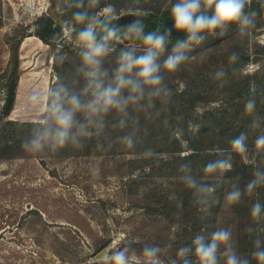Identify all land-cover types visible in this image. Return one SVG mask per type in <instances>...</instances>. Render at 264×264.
Returning a JSON list of instances; mask_svg holds the SVG:
<instances>
[{
    "label": "rangeland",
    "instance_id": "obj_1",
    "mask_svg": "<svg viewBox=\"0 0 264 264\" xmlns=\"http://www.w3.org/2000/svg\"><path fill=\"white\" fill-rule=\"evenodd\" d=\"M87 1L98 8V17L111 13L121 24L140 7L170 14L173 2ZM253 1L258 16L246 35L233 25L224 35L206 36L191 59L167 77L174 89L170 102L130 107L128 115L103 113L102 123L90 125V135L79 144L58 149L46 142L44 150L32 153L23 140L54 126L50 90L63 84L89 95L82 91L79 26L63 23L77 0H0V264H96L103 250H116L129 239L139 249L169 238L181 243L218 227H231L240 251L250 253L247 228L254 222L243 201L231 205L223 196L233 182L243 185L251 178V167L234 156L231 171L219 180L206 177L215 184L207 209L196 205L178 168L195 149L212 154L229 149L232 127L242 131L247 123L243 97L264 88V0ZM44 17L54 18L58 29L50 44L40 45L33 34ZM131 44L115 42L104 58L110 75L119 50ZM233 51L240 56L236 73L226 83L213 81L211 73L228 67ZM129 134L134 149L121 139ZM190 161L197 168L207 162Z\"/></svg>",
    "mask_w": 264,
    "mask_h": 264
},
{
    "label": "clouds",
    "instance_id": "obj_2",
    "mask_svg": "<svg viewBox=\"0 0 264 264\" xmlns=\"http://www.w3.org/2000/svg\"><path fill=\"white\" fill-rule=\"evenodd\" d=\"M73 7L76 10L63 23L79 26L76 38L81 47L79 70L85 82L82 91L89 95L85 97L63 84L53 87L48 111L54 126L26 137L22 147L28 152L40 153L46 142L58 149L79 144L80 137L90 135V125L102 123L103 113L116 111L128 115L130 107L155 108L157 103L170 102L174 89L167 77L191 59V51L206 36L224 35L233 25L240 34L246 35L258 16L250 8V0H173L172 27L184 36L173 41L172 28L157 26L147 30L145 18L150 14L147 8H138L134 19L120 24L111 13L98 17L82 0H77ZM118 41L132 44L119 50L116 67L110 75L103 60ZM228 60V67H219L211 73L213 81L226 83L230 74L236 73L239 53L231 52ZM261 105H264V88L249 91L243 97L242 109L247 123L244 130L230 139V148L220 150L215 159L199 168L190 160L178 168V178L196 205L207 209L214 201L215 184L209 183L206 177L219 180L232 170L234 156L251 167V178L243 185L233 182L223 196L231 205L240 204L245 197H255L250 208L254 223L247 228L252 244L249 254L240 251L231 227H218L210 233L197 232L181 243L169 238L163 243H145L139 249L135 247L136 241L129 239L116 250H103L96 264H264V199L259 198L264 190V109ZM121 139L127 147L135 148L132 135ZM145 154H150V150Z\"/></svg>",
    "mask_w": 264,
    "mask_h": 264
},
{
    "label": "trees",
    "instance_id": "obj_3",
    "mask_svg": "<svg viewBox=\"0 0 264 264\" xmlns=\"http://www.w3.org/2000/svg\"><path fill=\"white\" fill-rule=\"evenodd\" d=\"M83 3H85L86 5H88L89 7V11L95 13L96 15L98 14L99 10L97 7H92L90 6V4L88 3L87 0H82ZM259 4H257L256 1H253L250 4V8L256 10L257 6ZM75 7L72 8V11H75ZM145 22L147 24H149V29L151 30L157 26L160 27H168V28H172V38L173 41L176 39H183L184 36L182 33H177L175 31V29L172 27V21L170 18V14H164V15H154L153 13L149 14L146 18H145ZM58 29L57 23L55 21L54 18H48V17H44L42 18L37 30L35 31V33L33 34L34 36L38 37L41 41L45 42L46 44H50L51 41H53L54 36L56 34V30ZM19 80V77H18ZM18 80L16 81L17 84L15 87H17L18 85ZM13 100V98H12ZM14 103L11 102L10 104V110H9V114L12 112ZM241 130L237 127H232L231 130V134H230V138H232L234 135H237ZM206 136V135H205ZM226 150V148H224ZM228 150V149H227ZM196 153L189 157V158H182L181 160H194V159H198L200 158L201 161H208L211 159H215L216 158V154H212L210 150H202L199 151L198 149H195ZM198 151L200 152L199 154ZM233 173V172H232ZM234 174V173H233ZM233 174H232V178H233ZM252 198L251 197H245L242 201L244 202V207L248 210L249 214H250V208H251V204H252Z\"/></svg>",
    "mask_w": 264,
    "mask_h": 264
},
{
    "label": "crops",
    "instance_id": "obj_4",
    "mask_svg": "<svg viewBox=\"0 0 264 264\" xmlns=\"http://www.w3.org/2000/svg\"><path fill=\"white\" fill-rule=\"evenodd\" d=\"M34 39H37V38L36 37H27L26 41H32ZM37 40H38L40 45L43 44V42L40 39H37ZM22 81L24 82V80H22ZM22 81H21V84H22ZM19 84H20V82H19Z\"/></svg>",
    "mask_w": 264,
    "mask_h": 264
},
{
    "label": "water",
    "instance_id": "obj_5",
    "mask_svg": "<svg viewBox=\"0 0 264 264\" xmlns=\"http://www.w3.org/2000/svg\"><path fill=\"white\" fill-rule=\"evenodd\" d=\"M128 16H133L134 17V14H129ZM118 22L120 23V20L118 19ZM121 24V23H120ZM99 30V29H98ZM101 34H103V33H101ZM128 42H130V41H128ZM130 43H132V42H130ZM115 44V42L113 43V45Z\"/></svg>",
    "mask_w": 264,
    "mask_h": 264
},
{
    "label": "bare ground",
    "instance_id": "obj_6",
    "mask_svg": "<svg viewBox=\"0 0 264 264\" xmlns=\"http://www.w3.org/2000/svg\"><path fill=\"white\" fill-rule=\"evenodd\" d=\"M22 83H23V81H22Z\"/></svg>",
    "mask_w": 264,
    "mask_h": 264
}]
</instances>
